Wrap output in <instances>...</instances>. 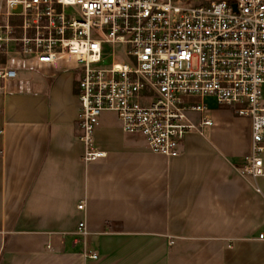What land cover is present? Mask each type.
I'll return each instance as SVG.
<instances>
[{
    "label": "crops",
    "instance_id": "obj_1",
    "mask_svg": "<svg viewBox=\"0 0 264 264\" xmlns=\"http://www.w3.org/2000/svg\"><path fill=\"white\" fill-rule=\"evenodd\" d=\"M25 77L0 83V264H264L248 118L216 111L166 156L104 113L86 162L76 74Z\"/></svg>",
    "mask_w": 264,
    "mask_h": 264
},
{
    "label": "built area",
    "instance_id": "obj_2",
    "mask_svg": "<svg viewBox=\"0 0 264 264\" xmlns=\"http://www.w3.org/2000/svg\"><path fill=\"white\" fill-rule=\"evenodd\" d=\"M44 70L77 76L86 162L104 113L170 156L221 110L250 120L242 174L264 180V0H0V83Z\"/></svg>",
    "mask_w": 264,
    "mask_h": 264
},
{
    "label": "rangeland",
    "instance_id": "obj_3",
    "mask_svg": "<svg viewBox=\"0 0 264 264\" xmlns=\"http://www.w3.org/2000/svg\"><path fill=\"white\" fill-rule=\"evenodd\" d=\"M206 1H211V2H214V1H219V0H206Z\"/></svg>",
    "mask_w": 264,
    "mask_h": 264
}]
</instances>
